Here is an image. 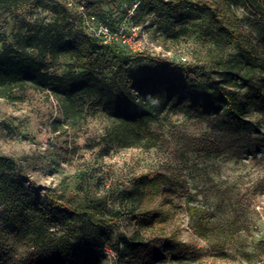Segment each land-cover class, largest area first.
<instances>
[{
    "label": "rangeland",
    "instance_id": "1",
    "mask_svg": "<svg viewBox=\"0 0 264 264\" xmlns=\"http://www.w3.org/2000/svg\"><path fill=\"white\" fill-rule=\"evenodd\" d=\"M207 1L220 16H235L245 33L264 48V22L255 23L257 18L241 2ZM151 4L158 7V13L148 14ZM172 6L161 5L160 0L11 3L0 8V50L3 45L14 46L20 34L58 18L59 23L67 24L62 31L70 34L66 40H75L90 55L86 60H91L89 66L101 84L110 82V64L118 59L100 43L91 45L86 38L92 36L104 43L100 33L104 27L114 37L113 43L127 55L142 52L168 61L193 62L214 45L215 40L206 35L208 17L191 19L192 15H182L189 8L185 0L180 2L179 13ZM217 50L225 52L231 48L219 43ZM124 60L120 57V63ZM74 62L69 56L62 57L51 71L63 75ZM147 67V61L140 59L128 63L126 68ZM15 95L17 101L0 98V154L14 160L13 174L23 188L15 198L45 207L48 202L42 188H54L68 196L77 186L88 185L94 192L108 195L114 208L116 193L127 186L132 176L150 170L166 176L156 198L169 202L171 209L169 205L153 240L166 242L171 238V242H166L167 246L164 242L159 244L155 255L145 249L119 260L118 235L131 236L135 231L129 219L124 218L118 221L110 245L103 252L96 251L100 264H192L190 260L196 256L204 257L203 264H264V108L257 106L250 111L251 126L230 132L231 142L221 156L206 157L190 152L189 146L202 136L207 125L186 121L179 114L169 112L152 124L162 139L156 147L116 148L100 141L112 122L101 107L94 106L95 98L83 100L86 117L72 123L64 119L59 103L48 91L26 89ZM6 194L0 193V233L6 226V208L10 207ZM187 204L205 207L218 222L232 226L234 234L225 247L227 257H214L207 242L194 233ZM80 225L71 223L67 230L56 232L69 236ZM151 237L145 235L147 239ZM6 241L12 244L11 237ZM71 242L76 245L74 240Z\"/></svg>",
    "mask_w": 264,
    "mask_h": 264
},
{
    "label": "trees",
    "instance_id": "2",
    "mask_svg": "<svg viewBox=\"0 0 264 264\" xmlns=\"http://www.w3.org/2000/svg\"><path fill=\"white\" fill-rule=\"evenodd\" d=\"M30 1L0 0V8ZM181 1L160 3L167 7L172 4L175 13H179ZM234 1L241 2L257 18L255 23L264 22V0ZM185 3L189 8L182 15H192L191 19L207 15L206 35L215 40L193 62L168 61L142 52L127 55L117 44L102 43L90 36L86 39L91 45L100 43L119 60L110 64V82L101 84L89 66L91 60H86L90 55L75 40H66L70 34L62 31L67 24L62 25L55 18L20 34L14 46H2L0 98L17 101V91H48L59 103L64 119L72 123L86 117L83 100L95 98L94 106L101 107L112 122L100 141L116 148L156 147L162 139L152 124L169 112L179 114L186 121L208 127L200 138L192 140L190 152L221 156L231 142L230 132L251 126L250 111L257 106L264 108V48L245 33L235 16H220L208 1ZM156 13L157 6H148V14ZM62 21L65 23L67 18ZM219 43L231 50H217ZM67 56L76 62L68 66L65 74L51 71L55 63ZM120 57L125 58L123 63ZM140 59L147 61V68L127 70L128 63ZM78 68L82 72L77 73ZM14 167L12 158L0 154V193L6 192L10 201L6 226L0 233V264H100L96 251L103 252L110 245L118 221L124 218L129 219L135 231L131 236L118 235L119 260L145 249L155 255L159 244L164 242L167 246L166 242H171V238L166 242L153 240L169 205L171 209L169 202L156 198L166 179L159 171L132 176L127 186L116 193L114 208L108 195L94 192L88 185L77 186L68 196L54 188H42L48 203L40 207L15 198L23 188L13 174ZM186 213L194 222V233L207 242L212 255L227 257L225 247L233 237L232 226L218 222L205 207L187 204ZM75 222L81 225L69 236L56 232L67 230ZM146 234L152 237L147 239ZM7 237H11V245L7 244ZM245 258L249 256L245 254ZM190 263L203 264L204 257L196 256Z\"/></svg>",
    "mask_w": 264,
    "mask_h": 264
},
{
    "label": "built area",
    "instance_id": "3",
    "mask_svg": "<svg viewBox=\"0 0 264 264\" xmlns=\"http://www.w3.org/2000/svg\"><path fill=\"white\" fill-rule=\"evenodd\" d=\"M205 1H207V0H205ZM192 2H194V1H192ZM100 33L103 36L102 40H103L104 43H108V44L113 43L114 37L111 36V32H110V30L107 27H104V29L101 30ZM182 63H186V62L183 61Z\"/></svg>",
    "mask_w": 264,
    "mask_h": 264
}]
</instances>
